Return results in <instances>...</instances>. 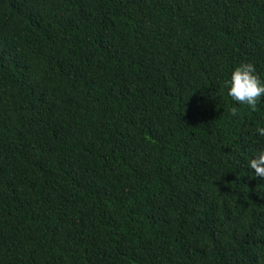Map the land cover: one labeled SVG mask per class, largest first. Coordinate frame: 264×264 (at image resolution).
I'll return each instance as SVG.
<instances>
[{"label":"trees","instance_id":"1","mask_svg":"<svg viewBox=\"0 0 264 264\" xmlns=\"http://www.w3.org/2000/svg\"><path fill=\"white\" fill-rule=\"evenodd\" d=\"M240 63L264 0H0V264H264Z\"/></svg>","mask_w":264,"mask_h":264},{"label":"clouds","instance_id":"2","mask_svg":"<svg viewBox=\"0 0 264 264\" xmlns=\"http://www.w3.org/2000/svg\"><path fill=\"white\" fill-rule=\"evenodd\" d=\"M226 95L238 105L254 110L258 101L264 98V81L256 73L252 63H240L233 67L224 81ZM236 109H231L235 115ZM256 142H264V126L255 129ZM246 167L255 179L264 180V147H258L246 160Z\"/></svg>","mask_w":264,"mask_h":264}]
</instances>
